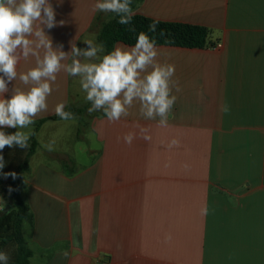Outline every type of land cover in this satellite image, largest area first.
I'll list each match as a JSON object with an SVG mask.
<instances>
[{
    "label": "crops",
    "instance_id": "crops-1",
    "mask_svg": "<svg viewBox=\"0 0 264 264\" xmlns=\"http://www.w3.org/2000/svg\"><path fill=\"white\" fill-rule=\"evenodd\" d=\"M49 2L57 25L44 30L54 48L100 44L112 13L93 11L97 0ZM134 12L207 27L208 43L223 47L156 46L181 88L173 90L167 128L141 118L138 105L116 122L87 109L41 125L25 174L31 264H264V0H144ZM33 66L29 58L17 70ZM14 85L28 87L14 80L4 98ZM52 88L35 122L54 116L61 102L91 107L65 72ZM136 123L149 127L151 140L137 136L128 145L122 137L138 132ZM33 130L23 129L30 138ZM173 138L180 146L168 150ZM7 202L0 199V208Z\"/></svg>",
    "mask_w": 264,
    "mask_h": 264
},
{
    "label": "clouds",
    "instance_id": "clouds-1",
    "mask_svg": "<svg viewBox=\"0 0 264 264\" xmlns=\"http://www.w3.org/2000/svg\"><path fill=\"white\" fill-rule=\"evenodd\" d=\"M131 3L132 0H97L92 9L114 13L119 17L118 23L129 25L135 15ZM55 16L49 0H0V153L6 146L29 147L30 134L23 129L33 125L35 118L47 111V98L60 72L78 79L86 101L91 104L89 114L102 111L108 121L116 122L128 117L130 109L138 105L141 118L158 120L159 127H169L168 117L177 100L173 90L180 92L181 88L178 81L173 80L175 66L157 59L159 53L154 38L142 31L134 46L117 45L106 54L105 46L95 43L93 38L84 41L86 48L72 43L71 50L65 52L63 45L53 47L44 30L57 25ZM158 23L157 20L150 24L149 31L155 32ZM160 34L164 35L163 31ZM29 58L34 60V66L26 72H18L20 62ZM14 80L28 87L22 89L14 85L10 98H4L9 92L8 85ZM64 109V102L57 104L55 114L62 120H74L73 113ZM221 111L227 114L230 107L224 104ZM134 127L138 132H128L122 137L126 144L131 145L137 136L151 140L149 127L139 123ZM54 146V139L44 145L48 151H53ZM179 146L176 138L166 145L168 150ZM4 166V157L0 155V170ZM4 175L15 178L16 174ZM207 213L206 207L201 209L202 215ZM72 243L78 245L75 235ZM62 255L68 258L69 252L64 251ZM8 261L9 255L0 251V264H8Z\"/></svg>",
    "mask_w": 264,
    "mask_h": 264
},
{
    "label": "trees",
    "instance_id": "trees-1",
    "mask_svg": "<svg viewBox=\"0 0 264 264\" xmlns=\"http://www.w3.org/2000/svg\"><path fill=\"white\" fill-rule=\"evenodd\" d=\"M144 0H132L131 7L135 11ZM119 17L114 13L105 21L98 34V42L105 46V54L114 49L117 43L134 46L140 32H145L156 40V46L180 47L188 49H202L208 43L210 31L207 27L180 22L158 20L155 32L149 31V25L157 19L135 14L129 25L118 23ZM134 29V30H132ZM163 31L164 35H161ZM91 106V104H90ZM89 106L75 107L68 105L65 111L73 113L74 117L83 115ZM48 120H62L56 114L35 122L33 135L29 139V147H5L0 153L3 155L5 166L0 170V199H8L5 206L0 208V251L9 255L8 264H31L32 251L27 245L23 233L25 223L32 224L33 213L27 203V184L25 174L29 170L31 157L38 149L36 134L43 123ZM7 132L16 129H4ZM5 173H15L5 177ZM11 189V191H10ZM10 206L6 212V207Z\"/></svg>",
    "mask_w": 264,
    "mask_h": 264
},
{
    "label": "built area",
    "instance_id": "built-area-1",
    "mask_svg": "<svg viewBox=\"0 0 264 264\" xmlns=\"http://www.w3.org/2000/svg\"><path fill=\"white\" fill-rule=\"evenodd\" d=\"M222 47H223V44L220 42L216 44L208 45V48L212 50H220Z\"/></svg>",
    "mask_w": 264,
    "mask_h": 264
},
{
    "label": "water",
    "instance_id": "water-1",
    "mask_svg": "<svg viewBox=\"0 0 264 264\" xmlns=\"http://www.w3.org/2000/svg\"><path fill=\"white\" fill-rule=\"evenodd\" d=\"M9 208H10V206H7L5 211L7 212L9 210Z\"/></svg>",
    "mask_w": 264,
    "mask_h": 264
}]
</instances>
